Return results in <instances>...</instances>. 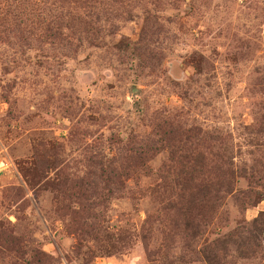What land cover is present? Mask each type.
I'll return each mask as SVG.
<instances>
[{"label":"rangeland","instance_id":"obj_1","mask_svg":"<svg viewBox=\"0 0 264 264\" xmlns=\"http://www.w3.org/2000/svg\"><path fill=\"white\" fill-rule=\"evenodd\" d=\"M258 216L264 0H0V264H264Z\"/></svg>","mask_w":264,"mask_h":264},{"label":"trees","instance_id":"obj_2","mask_svg":"<svg viewBox=\"0 0 264 264\" xmlns=\"http://www.w3.org/2000/svg\"><path fill=\"white\" fill-rule=\"evenodd\" d=\"M191 160L193 161L194 158H191ZM202 167V165H198L195 162L190 164L187 162L186 164H179L178 167L174 166L173 168H170V170L177 169L172 180L173 188L175 189L176 195L178 197L177 203L180 204L182 201H186L192 206L200 205L207 197L208 193H210V190L214 185H221V182L218 179L213 178L212 180L207 176H205L206 179L201 177L202 180H198V177L204 174ZM245 198L247 199V196ZM241 202H244L243 198H241ZM202 206L203 205L195 207L193 211ZM187 208L189 209L190 207L188 206ZM178 209L180 210V208ZM180 213L182 214L181 211ZM200 214L201 212H198L195 216ZM195 216H192L190 213L188 217H184L183 221L185 229H187V235L190 237V239H193L200 229L199 223L196 221ZM260 216L253 219L255 227H253L251 230H247V233H242L244 226H239L233 230V233H225L219 237L217 239L218 244H220L223 248H225V246L231 242L236 243L237 246H244L249 243V241L255 242L260 234H262L264 237V219ZM205 248H207L204 251V257L206 261L209 264H217L216 254L213 252V249L210 247V245L206 246Z\"/></svg>","mask_w":264,"mask_h":264}]
</instances>
